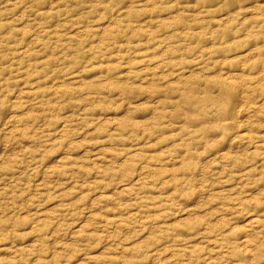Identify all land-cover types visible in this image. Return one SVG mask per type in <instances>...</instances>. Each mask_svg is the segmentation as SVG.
<instances>
[{
	"label": "rangeland",
	"instance_id": "obj_1",
	"mask_svg": "<svg viewBox=\"0 0 264 264\" xmlns=\"http://www.w3.org/2000/svg\"><path fill=\"white\" fill-rule=\"evenodd\" d=\"M0 264H264V0H0Z\"/></svg>",
	"mask_w": 264,
	"mask_h": 264
}]
</instances>
